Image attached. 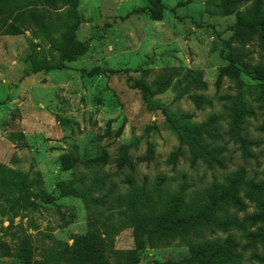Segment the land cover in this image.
<instances>
[{"label":"rangeland","instance_id":"374dc122","mask_svg":"<svg viewBox=\"0 0 264 264\" xmlns=\"http://www.w3.org/2000/svg\"><path fill=\"white\" fill-rule=\"evenodd\" d=\"M160 2L157 20L151 0H74L71 36L87 50L49 71L30 72L61 62L55 45L0 35V242L14 253L0 247V264H25L20 232L34 260L60 264L47 248L93 229L109 238L111 264H264V219H251L264 216V192L239 183L264 181L259 27L238 26L222 0ZM236 8L258 17L264 0ZM182 117L210 132L173 131ZM236 183L242 203L212 205L201 227H156L180 201L203 206L214 184ZM228 237L232 249L210 259L192 250Z\"/></svg>","mask_w":264,"mask_h":264},{"label":"trees","instance_id":"16d2710c","mask_svg":"<svg viewBox=\"0 0 264 264\" xmlns=\"http://www.w3.org/2000/svg\"><path fill=\"white\" fill-rule=\"evenodd\" d=\"M22 1L23 0H0V35H16L29 31L34 39H43L49 44L55 45L56 49L61 53V62L57 64V66L34 63L30 72L36 73L42 70L49 71L55 67H63L65 61H73L86 52L87 44L75 42L71 36L73 29L77 26V19L75 15L71 13L74 0ZM222 1V5H224L227 13L235 14L238 26L248 29L258 26V34L264 42V14L257 17V10H254L251 14H243L236 8L240 3L249 0ZM151 3L152 17L158 20L161 18L163 6L160 0H151ZM65 6H68L67 11L61 12V9ZM58 33L59 36L57 37ZM256 69L257 71L260 70L261 72H264V67L258 66ZM200 83L204 85L203 82ZM143 86L144 85L141 86L142 89L145 88ZM183 87V85H178V89H182ZM194 101L198 104L203 102L200 100L199 95L195 96ZM243 110L245 111V114L251 113V110L246 105H244ZM180 127L186 131L188 136L193 139H200L201 141L203 135L210 132V130H207L206 126L202 123L195 124L193 122H188L186 117H182L178 122L170 120V128L173 131L179 133ZM215 160L223 167V163L219 158H216ZM240 177L241 176L239 175V178ZM239 183L246 189L264 192V181L260 183H255L253 181L248 182L241 177ZM240 191L241 189L236 183L233 188L226 192L219 193L218 185L214 184L212 188L213 194L206 198L203 206H199L195 202L184 203L183 201H180L174 208L163 213L160 218H157L156 227L163 231L176 230L175 228L177 225L189 229L201 227V225L209 221L210 216L212 217V205L218 206L219 202L226 205L229 201H233V205L241 204L242 201L239 196ZM259 205L264 211V200L260 202ZM247 219L249 218L247 217L246 220ZM251 219L252 221L263 220L264 216L253 214ZM16 238H19L20 242L16 246L17 252H15V254L24 256L26 258L25 264H45L44 262L34 260L31 257L30 249H32V245L28 235L20 232ZM71 239V243L55 240V242L47 248V251L44 250L46 251L45 255L52 258L54 260L53 262H59L60 264H111V257H113L115 252L109 245V238L103 236L98 229L88 230L84 234H74ZM231 242L232 241L229 237L223 240L222 243H213L210 242V240H204L199 242L197 248H192V250L201 258L207 256L206 259H210L209 256L226 253L225 251H221L224 250V246H226L227 250H231ZM0 247L6 256L14 254L7 242H0ZM210 247L216 249V251L210 254L207 253L208 248ZM202 249L203 251H200ZM131 254L132 251L127 252L128 256ZM121 263V260H118V264Z\"/></svg>","mask_w":264,"mask_h":264}]
</instances>
